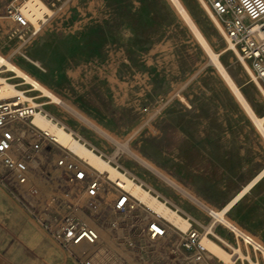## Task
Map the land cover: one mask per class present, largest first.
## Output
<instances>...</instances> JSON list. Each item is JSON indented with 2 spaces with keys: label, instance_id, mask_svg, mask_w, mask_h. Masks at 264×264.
Listing matches in <instances>:
<instances>
[{
  "label": "rangeland",
  "instance_id": "374dc122",
  "mask_svg": "<svg viewBox=\"0 0 264 264\" xmlns=\"http://www.w3.org/2000/svg\"><path fill=\"white\" fill-rule=\"evenodd\" d=\"M185 1L215 49L218 51L224 47L226 39L211 21L201 1ZM107 5L108 16L84 19L81 23L76 22L78 19L73 20L71 29L46 30L37 37L26 56H12V61L108 128L115 137L121 141L128 139L133 149L174 177L199 200L210 207L220 208L221 205L215 202L219 198V189L214 185L216 173L212 165L205 166L199 161L200 154L203 156L199 142L210 138L209 149L212 150L214 134L217 139L221 134V142L226 148L237 147L233 153L238 161L236 172H240L243 166H252L257 174L264 169L262 133L168 0H107ZM0 52L10 55L2 35ZM223 61L255 111L263 115L264 94L251 80L241 60L231 50L223 56ZM1 75L12 77L14 72L6 71ZM21 81L20 78L10 79L14 84ZM17 87L27 90L30 85ZM26 94L39 95L36 91ZM35 101L43 103L48 98L36 97ZM43 108L65 122L77 133L74 135L81 137L96 153L131 178L135 177L137 183L141 181L144 188L166 201L171 208L189 216L195 227L206 231L205 227L213 222L195 200L134 158L123 142L102 137L60 104L46 103ZM41 137L49 143L43 150L41 161L45 169L38 171V185L44 190L54 186L72 189L73 186H69L63 177L53 176L51 170L60 157L78 158L45 134ZM14 187L11 176L0 171V189L13 204L15 220L27 219L32 215L31 211L22 206L13 193ZM108 189L111 196L120 190L107 180L106 191ZM134 201L133 204L137 203ZM87 213L86 221L90 225L93 222L92 226L98 232L101 228L107 233L99 232L100 246L114 250L124 262L168 263L167 243L152 244L141 233L142 228L153 220L143 205L136 204L126 212L107 207L98 213ZM256 214L253 205L250 216L255 218ZM228 215L244 225L246 206L231 209ZM157 220L169 227L162 218ZM216 228V233L229 236L220 223ZM168 230L170 234L173 229L169 227ZM209 237L219 243L213 235L209 234ZM49 238L45 237L47 248L40 251L41 264H76L69 257L68 249L51 236ZM212 264L220 263L213 259Z\"/></svg>",
  "mask_w": 264,
  "mask_h": 264
},
{
  "label": "built area",
  "instance_id": "2783aa9c",
  "mask_svg": "<svg viewBox=\"0 0 264 264\" xmlns=\"http://www.w3.org/2000/svg\"><path fill=\"white\" fill-rule=\"evenodd\" d=\"M25 1L0 0V35L10 49L8 57L11 60L12 56H26L37 37L46 30L71 29L73 20L78 19L76 22L81 23L84 19L109 14L107 0H41L46 11L31 18L24 10ZM202 2L221 22L226 37L252 66L264 87V0ZM37 111H43V105L33 103L22 94L0 97V171L9 174L13 183L29 192L32 199L26 200L16 187L12 189L13 193L22 206L31 211L43 230L70 251L76 264H128L118 258L114 250L100 246L99 232L85 216L89 214L87 212L98 213L107 207L116 212L131 211L135 199L120 187L113 196L109 195L106 181L115 182L108 173L96 170L78 157V160L60 157L51 170L53 176L63 177L72 189L40 188L37 168L42 165L43 150L49 142L42 139L44 132L32 121ZM175 210L180 213L179 209ZM204 210L214 222L216 209L207 207ZM185 218L189 221L185 230L169 226L173 229L169 234V227L156 219L150 220L141 230L143 237L152 244L167 243V264H212L213 259L220 264H264V240L239 222H216L224 226L227 236L216 233V225L209 229L205 227L204 231L195 227L189 216ZM209 234L229 253V263L221 261L203 245L204 235Z\"/></svg>",
  "mask_w": 264,
  "mask_h": 264
},
{
  "label": "bare ground",
  "instance_id": "6f19581e",
  "mask_svg": "<svg viewBox=\"0 0 264 264\" xmlns=\"http://www.w3.org/2000/svg\"><path fill=\"white\" fill-rule=\"evenodd\" d=\"M175 12L183 19L185 23L190 27L193 34L201 43L203 49L208 54L211 63H213L220 74L222 75L226 85L229 87L231 93L237 99V101L245 108L248 114L253 119L254 123L262 133L264 138V114L259 115L248 97L242 90L240 84L237 82L235 77L229 71L227 65L223 61V56L228 54L231 50L234 52L236 57L241 60L243 67L250 75L251 80L256 83L259 90L264 94L263 85L257 80L255 73L253 71L252 66L242 58L239 50L231 44L229 39L226 37L225 31L221 22L218 20L216 16L213 15L210 8L206 6L202 0L201 4L204 6V10L208 12L211 17V21H213L215 27L218 29L219 33L223 38L226 39L227 44L222 47L220 50H216L212 41L202 30L199 22L191 12L185 0H168ZM200 4V5H201ZM24 10L26 13L31 16V18H36L46 11V6L41 0H26L24 2ZM203 14V13H202ZM209 17V16H208ZM217 40V38H213ZM230 61H233V57H230ZM6 67V69H2V67ZM6 71L14 72L12 77L2 76L0 74V97H10L16 94H22L24 97L32 100L33 103H37L31 96L27 95L24 91L19 89L17 86L19 85H30V88L27 89V92L36 91L39 93L36 97H46L48 98L47 102L41 103H56L62 105L72 114H75L79 120L85 122L88 126H90L94 131L98 132L102 137H106L112 139L118 143L123 142L124 148L137 160L142 162L147 168L151 169L153 172H157L160 174L167 182L180 188L183 193L189 196L192 200H195L196 203L203 209L215 208V221L212 224L206 226L207 229L210 227L214 228L216 222L221 221L225 224H231L233 219L225 213L227 210H231V208L238 202V200L256 183L264 176V169H262L259 173H257L252 180L242 188L230 201L222 205L220 208L210 207V205L202 200H199L195 194L189 192L184 189V187L179 185V183L175 180L174 177L165 173L158 165L151 162L149 159L144 157L140 152L133 149L128 141H121L119 138L115 137L108 128L95 121L89 115L85 114L82 110H80L77 106L73 105L70 102L65 101L61 98L54 90H52L48 85L41 82L39 79L31 75L25 68L21 65L13 62L7 55L5 56L0 52V73H4ZM12 78H20L22 79L19 83H12L10 79ZM35 97V98H36ZM33 123L38 126L44 134L56 142L58 145L68 150L72 155L85 160L91 167L95 168L98 171L108 173V177L116 183V186L128 191L131 196L135 199V201L139 205H143L151 214V218L159 219L162 218L165 222L168 223L171 227H179L183 230L187 229L189 226V221L182 214L176 212L174 208H171L166 201L160 199L157 195H154L150 190L144 188L141 184L137 183L133 180L130 175L122 172L115 165L111 164L108 160L103 158L102 155L96 153L92 148L88 147L84 142L79 140L73 131L72 128L68 127L65 122L59 120L54 114L50 113L47 109L43 108V111L35 112L33 118ZM80 136V135H79ZM117 136V135H116ZM123 140V139H122ZM87 141V140H86ZM113 158V157H112ZM115 161L116 158H115ZM190 190V189H189ZM229 213V212H228ZM93 225V222H91ZM96 225V224H95ZM98 227V226H97ZM99 229V228H98ZM101 234L104 233L103 229H99ZM109 235V234H108ZM110 238V237H109ZM103 239V238H101ZM108 239V238H107ZM110 240V239H109ZM108 242V241H107ZM203 245L208 248L216 257L220 258L221 261L229 263L231 261L229 253L221 247L216 241L211 239L209 236L204 235L202 240ZM111 244V243H109Z\"/></svg>",
  "mask_w": 264,
  "mask_h": 264
},
{
  "label": "crops",
  "instance_id": "0c3cea01",
  "mask_svg": "<svg viewBox=\"0 0 264 264\" xmlns=\"http://www.w3.org/2000/svg\"><path fill=\"white\" fill-rule=\"evenodd\" d=\"M219 131H222L221 127ZM219 136L221 138V134ZM216 137L217 134H214L212 150L209 149L210 138H204L203 143L199 142V150L203 147V156L200 154L199 161L203 162L205 166L212 165L215 170L214 185L219 189V198L215 202L222 206L241 191L256 173L252 166L249 168L243 166L237 173L238 161L235 160L236 157L233 154L237 151V147L226 148L227 146L222 144L221 139ZM41 164L37 168L38 171L45 169L42 161ZM39 175L40 173H38ZM15 187L26 200L32 199L29 192L24 191L17 184ZM243 204L246 206V218L244 225H241L264 239V176L231 209L237 210ZM253 205L256 206L257 212L255 218L250 216ZM13 213L11 200L0 189V264H41L40 251L47 248L45 237L49 238L50 235L43 230L32 215L27 216V219L17 221ZM237 218L241 217L237 215Z\"/></svg>",
  "mask_w": 264,
  "mask_h": 264
}]
</instances>
